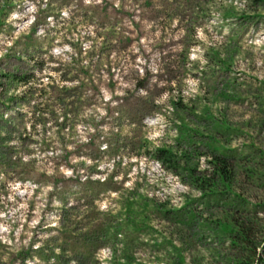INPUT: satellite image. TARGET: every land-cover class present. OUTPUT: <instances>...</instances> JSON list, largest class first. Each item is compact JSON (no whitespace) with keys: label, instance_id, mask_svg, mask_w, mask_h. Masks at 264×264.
I'll return each mask as SVG.
<instances>
[{"label":"rangeland","instance_id":"obj_1","mask_svg":"<svg viewBox=\"0 0 264 264\" xmlns=\"http://www.w3.org/2000/svg\"><path fill=\"white\" fill-rule=\"evenodd\" d=\"M0 137V264H264V0H0Z\"/></svg>","mask_w":264,"mask_h":264},{"label":"trees","instance_id":"obj_2","mask_svg":"<svg viewBox=\"0 0 264 264\" xmlns=\"http://www.w3.org/2000/svg\"><path fill=\"white\" fill-rule=\"evenodd\" d=\"M7 78H12L13 80H17L18 82L23 83L25 86L29 85L31 83V79L28 77H19V76H7ZM1 138V137H0ZM187 155H183L182 158L186 160ZM155 159L156 161L161 164V166L165 169L172 170L174 172L180 170V167L182 163L184 162L183 159H180L178 157V154L175 153L173 150L169 149H159L155 153ZM214 162L211 163L213 166V169L215 171L214 177L217 179L219 178V181L221 183H224L225 187L231 184V166L230 162L227 158H224L223 156H216L214 159ZM0 161L5 163V157L3 152L0 151ZM184 167L182 171H185L191 176L193 180V184L195 187L204 195L212 193V195H209L210 197H216L219 195L217 192V182L215 180L213 181L206 179V177H198V172L196 168L192 167L189 162L184 163ZM186 166V167H185ZM216 183V184H215ZM181 214L180 211H166L165 215H175L179 216ZM195 216L192 214H188L186 217L187 223H192L195 219ZM234 223V230H228V236L231 237V245L233 247H239L244 246L245 249H248L249 252H251L252 255L250 256L251 263L257 264L259 261L258 255H257V245L255 243V235L253 233V229L248 226V224H241V223ZM227 231L226 229H224ZM257 257V258H255ZM244 259V258H243ZM241 264H250L248 263V259H246Z\"/></svg>","mask_w":264,"mask_h":264}]
</instances>
